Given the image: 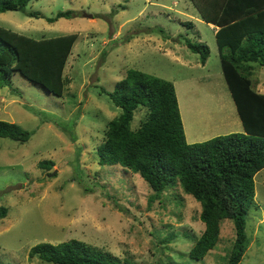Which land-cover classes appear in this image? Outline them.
Returning <instances> with one entry per match:
<instances>
[{
	"label": "rangeland",
	"instance_id": "rangeland-1",
	"mask_svg": "<svg viewBox=\"0 0 264 264\" xmlns=\"http://www.w3.org/2000/svg\"><path fill=\"white\" fill-rule=\"evenodd\" d=\"M27 7L43 14L0 11V25L32 37L74 32L76 38L61 95L44 92L17 71L11 75L14 90L0 87V119L34 129L23 142L0 137V264H53L28 256L29 247L71 237L130 264H221L233 239L229 219L220 220L212 248L199 259L188 257L192 236L202 228L200 203L178 185L153 196L138 173L98 164L95 151L105 122L120 110L100 89L110 90L128 67L172 82L187 142L242 129L212 26L198 18L190 0H31ZM66 9L69 17L45 19ZM25 16L33 27L15 18ZM184 38L208 46L204 62ZM250 77L252 87L264 92V65L252 63ZM142 114L135 109L132 126ZM191 129L197 132L193 139ZM44 159L53 161L49 168L38 165ZM263 173L262 167L253 176V202L245 213L249 242L237 264H264Z\"/></svg>",
	"mask_w": 264,
	"mask_h": 264
},
{
	"label": "trees",
	"instance_id": "trees-1",
	"mask_svg": "<svg viewBox=\"0 0 264 264\" xmlns=\"http://www.w3.org/2000/svg\"><path fill=\"white\" fill-rule=\"evenodd\" d=\"M28 1L0 0V11L19 10L39 16L37 11L26 10ZM206 1L190 0L197 16L215 26L213 37L220 70L242 129L187 142L172 82L128 67L110 90L100 89L120 110L105 122L95 150L96 161L119 164L138 173L153 196L178 185L200 203L202 228L195 238L192 236L187 251L190 258L199 259L212 248L220 220L229 219L233 239L221 264H237L249 242L245 213L253 202V176L264 168V92L252 87L250 77L252 63L264 65V0ZM71 11L57 10L45 19L69 17ZM183 21L192 25L190 20ZM75 38L74 32L32 37L0 25V87L14 90L11 75L17 71L44 92L61 95L69 81L63 68ZM183 43L204 62L209 52L204 42L184 38ZM140 107L142 117L132 126L134 111ZM33 130L0 119V137L23 142ZM52 163L50 159L38 161L45 168ZM73 177L77 183L85 182L80 176ZM262 183L264 187V173ZM81 188L91 189L84 184ZM4 211L5 206L0 205V216ZM27 254H36L53 264H130L128 259L120 261L109 251L74 237L38 241Z\"/></svg>",
	"mask_w": 264,
	"mask_h": 264
},
{
	"label": "crops",
	"instance_id": "crops-1",
	"mask_svg": "<svg viewBox=\"0 0 264 264\" xmlns=\"http://www.w3.org/2000/svg\"><path fill=\"white\" fill-rule=\"evenodd\" d=\"M29 1H31V0H29ZM27 3H28V2H27ZM27 3H26V5H25L26 10H28V11H37L38 14H40V13L43 14L41 10L28 8V7H27ZM32 17H33V16H32ZM15 18H17V19H20V18H21V19H23V21L26 20V21L22 24V25H23L22 27H28V28L33 27V26H28V25L26 24L27 22H29V20H28V19H29L28 16H25V17H15ZM198 18H199V17H198ZM43 24H44V22L41 23V26H40V27H42ZM208 24H209L210 26H212V28L215 27V26H213L212 23H208ZM18 27H21V26H18ZM40 27H39V28H40ZM47 27H51V26H48V25H47ZM34 28H35V27H34ZM44 28L46 29V27H44ZM36 29H37V28H36ZM40 29H43V28H40ZM46 30H47V29H46ZM39 31H40V30H39ZM39 31H38V32H39ZM40 32H42V30H41ZM41 35H44V34L41 33ZM55 35H57V34H55ZM180 115H181V114H180ZM190 132H191L190 136L192 137V139H193L194 137H196V133H197L196 131H194V130L191 129ZM190 136H189V137H190Z\"/></svg>",
	"mask_w": 264,
	"mask_h": 264
},
{
	"label": "water",
	"instance_id": "water-1",
	"mask_svg": "<svg viewBox=\"0 0 264 264\" xmlns=\"http://www.w3.org/2000/svg\"><path fill=\"white\" fill-rule=\"evenodd\" d=\"M84 14V13H83ZM85 14H87L88 16H91V14L90 13H85Z\"/></svg>",
	"mask_w": 264,
	"mask_h": 264
},
{
	"label": "clouds",
	"instance_id": "clouds-1",
	"mask_svg": "<svg viewBox=\"0 0 264 264\" xmlns=\"http://www.w3.org/2000/svg\"><path fill=\"white\" fill-rule=\"evenodd\" d=\"M123 77V76H122Z\"/></svg>",
	"mask_w": 264,
	"mask_h": 264
}]
</instances>
